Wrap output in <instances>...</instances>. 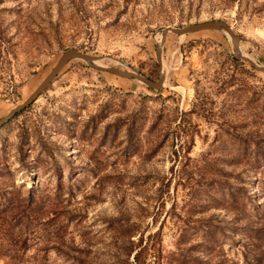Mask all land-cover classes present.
<instances>
[{"label": "rangeland", "instance_id": "1", "mask_svg": "<svg viewBox=\"0 0 264 264\" xmlns=\"http://www.w3.org/2000/svg\"><path fill=\"white\" fill-rule=\"evenodd\" d=\"M264 0H0V264H264ZM139 252L136 260L135 254Z\"/></svg>", "mask_w": 264, "mask_h": 264}, {"label": "water", "instance_id": "2", "mask_svg": "<svg viewBox=\"0 0 264 264\" xmlns=\"http://www.w3.org/2000/svg\"><path fill=\"white\" fill-rule=\"evenodd\" d=\"M207 30H219L228 34L231 39L232 49L235 58L246 61L253 69L261 71L264 73V66L258 64L252 60L249 56L244 54L239 46L240 37L233 28L224 20L211 19L203 20L195 23H189L180 27H166L161 31V40L158 46L156 47L157 60L159 62V54L162 50L164 39L166 35L172 33L177 36H182L199 31ZM73 59H80L85 61L89 66L97 68L104 72H110L114 75H117L122 78L133 79L141 82L146 85L150 90L154 92H159L164 85V74L160 73L156 80H152L138 72L122 70L115 67L100 66L95 64L97 57H94L86 52H82L76 48H70L65 50L57 59L52 70L45 76V78L40 82V84L35 88V90L26 98L22 103L13 107L6 115L0 118V127L6 124L11 118L16 114L23 111L29 105H31L41 93L49 86L57 74Z\"/></svg>", "mask_w": 264, "mask_h": 264}, {"label": "bare ground", "instance_id": "3", "mask_svg": "<svg viewBox=\"0 0 264 264\" xmlns=\"http://www.w3.org/2000/svg\"><path fill=\"white\" fill-rule=\"evenodd\" d=\"M160 37L161 36L159 35L158 40H160ZM110 61L116 62V60H113V59H111ZM110 61H108L105 57H98L95 61V64H98L100 66H107ZM164 85H165V82H164Z\"/></svg>", "mask_w": 264, "mask_h": 264}, {"label": "trees", "instance_id": "4", "mask_svg": "<svg viewBox=\"0 0 264 264\" xmlns=\"http://www.w3.org/2000/svg\"><path fill=\"white\" fill-rule=\"evenodd\" d=\"M22 112V111H21ZM17 115V114H16ZM139 252H137L136 254H135V259L137 260L138 259V257H139Z\"/></svg>", "mask_w": 264, "mask_h": 264}]
</instances>
